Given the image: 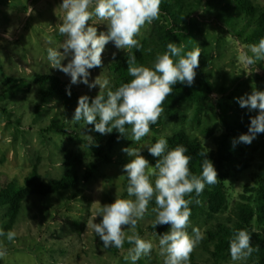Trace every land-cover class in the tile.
<instances>
[{"label":"rangeland","instance_id":"1","mask_svg":"<svg viewBox=\"0 0 264 264\" xmlns=\"http://www.w3.org/2000/svg\"><path fill=\"white\" fill-rule=\"evenodd\" d=\"M224 1L204 0L205 7L193 14L196 39L192 46L193 49L198 46L202 49L199 67H203L205 61H208L211 70L219 72L226 78L228 121L237 124L258 114V110L249 111L248 108H241L236 98L251 94L253 89L264 91V71L259 68L260 61L252 66H245L239 62L238 57L242 50L249 56L253 54L245 47L246 45L227 33L223 23L217 20L221 16L220 5ZM255 1L264 6V0ZM62 2L63 0H0V181H14L22 186L35 165L46 182L60 178L64 173L65 151L80 150L85 153L86 146L80 139L92 138L91 125L83 123L77 129L75 122L71 121V115L63 114L65 109L60 101L52 99L48 104L41 106L39 88L32 81L36 74H52L71 84L70 76L52 68L47 58V49L59 48L65 39L58 31V25L63 23L65 16V11L59 7ZM166 19L167 17L160 13L159 19L142 27L136 39L140 42L150 37L157 26L166 23ZM106 23L97 20L95 16L89 21L90 25L93 24L97 28L98 34L107 32ZM176 44L184 45L181 42ZM156 49L155 47V58L163 54ZM130 50H118L113 42H109L102 53V66L89 70V82H93L98 76L101 81L105 78L109 81L111 74L108 65L116 57H122ZM67 62L62 61L63 64ZM155 62L150 66L153 70ZM196 73L198 77V71ZM8 78L24 79L30 89L25 93L19 92L7 97L4 95L3 82ZM71 85L90 98H94L100 92L99 85L91 89L83 83ZM232 89L235 90L233 96L230 95ZM212 99H215V95ZM37 105L41 106L39 110ZM207 106L206 103L200 115V124L194 119L195 107L186 106L181 109L180 116L167 121L160 133L151 131L141 141L133 142L129 139L131 131H128L124 142L112 153L114 163L103 166L93 182L82 185L86 200L81 199V195L65 205L63 200L54 203L49 200L32 199L25 205L22 216L16 220L3 218L5 212L0 211V230L5 234L10 230L16 233L12 241L7 240L6 235L0 236V248L7 249V255L0 259V264H132L130 259L125 260L124 257L128 255L133 245L127 248L124 242L123 247L119 248V255L115 256L109 248H103L102 241L91 228L87 229V222L96 217L94 222L99 223L102 220V217L98 216L101 206L114 202L123 193L126 176L123 170L126 164L124 160L131 159L122 151L127 143L133 142L129 147L140 150L150 165L155 166L153 159L146 156L147 148L153 145L154 138H167L184 126L188 132L198 136L205 146L216 152L218 138L227 131L220 122L219 111L217 110L214 115ZM55 117H58L59 121L68 122L67 134L46 132ZM206 129L209 130L207 134L203 132ZM243 133H231L228 136L229 151L235 158L234 164L226 165V169L230 171L226 186L232 205L238 201L246 185L253 186V175L264 162L258 137L250 145L240 142L233 145V141L238 140ZM86 156L87 161L93 159L88 154ZM243 163H246V168L242 167ZM151 180L154 184L155 176L151 177ZM72 195L69 193L67 196L72 198ZM126 199L135 200V197L128 196ZM152 209L146 213L143 220L138 221L136 232L142 231V235L139 236L151 241L153 249L150 254L136 261V264H164L165 257L160 254V237L148 229L156 218V213ZM77 221L83 227L78 226ZM11 223L14 229L8 228ZM192 228H199L204 233L206 226L194 220L188 228L190 235H193ZM125 231L126 235L132 234L128 229ZM195 254L198 264H211V260L199 245L195 248ZM245 262L243 259L227 264Z\"/></svg>","mask_w":264,"mask_h":264},{"label":"clouds","instance_id":"2","mask_svg":"<svg viewBox=\"0 0 264 264\" xmlns=\"http://www.w3.org/2000/svg\"><path fill=\"white\" fill-rule=\"evenodd\" d=\"M162 0H63L59 6L65 11L63 23L58 31L65 37L59 48L49 47L47 58L52 68L59 69L71 78V84L83 83L90 89L99 85L100 92L90 98L81 95L71 121H84L87 125L94 124V130L101 135L116 130L121 135L128 134L126 125H131L129 139L139 142L151 132V125L158 122L164 111L162 107L166 98L172 94L177 83L191 87L197 75L199 57L202 49L198 46L186 54L183 44L169 42L168 51L156 58L154 70L137 66L136 56L129 55L127 71L133 77L130 82L121 84L115 91L109 89L105 94L109 81L99 76L89 82L90 71L102 66V53L109 42H113L118 50L139 49V35L145 24L159 19ZM96 17L106 21L107 32H99L89 21ZM51 43V41H49ZM253 55L241 51L238 60L245 66H252L257 61H264V38L258 44L246 45ZM62 49V51H61ZM115 57V53H113ZM173 57L177 59L174 60ZM67 60L66 64L62 61ZM258 70V69H257ZM70 96L71 92L68 90ZM241 108L249 111L258 110V114L250 117L248 132L233 141L251 144L257 134L264 133V91L253 89L251 94L236 98ZM91 100V102H90ZM92 141L91 137H88ZM149 154L158 158L155 166L150 165L141 151L132 147L122 149L131 158L123 166L128 178L127 194L132 199L116 198L110 204L99 209V223L93 218L87 222L100 238L103 248H122L127 239L133 245L125 260L130 259L136 264L142 256L148 255L153 249L151 241L142 239L136 232L138 221L143 220L149 210V202L155 198L156 213L153 227L170 225L169 231L159 234L160 254L165 257L164 264H188L191 253L204 239L199 228L191 225V198L193 192L200 196L205 185H214L218 181V173L213 162L207 158V152L198 153L203 157L202 175L190 172L189 164L192 157L186 155L188 148L183 144L168 150V140L161 137L147 148ZM155 176V181L151 177ZM197 204L200 201H195ZM126 229L132 232L126 235ZM251 234L246 229L237 230L229 242L230 256L233 261L243 260L259 251V246L251 245ZM14 240L16 233L0 230V236ZM7 255L6 248H0V259Z\"/></svg>","mask_w":264,"mask_h":264},{"label":"trees","instance_id":"3","mask_svg":"<svg viewBox=\"0 0 264 264\" xmlns=\"http://www.w3.org/2000/svg\"><path fill=\"white\" fill-rule=\"evenodd\" d=\"M204 0H162L160 13L167 17L166 23L157 26L153 34L139 42V49L132 48L122 57H116L109 65L108 71L111 74L109 86L103 90L105 94L109 89L115 91L121 84L130 82L133 77L129 76L127 71V59L129 55L136 56L137 66L149 67L155 62V47L163 54L168 51L169 42L184 43L186 54L193 50L192 43L196 39V26L192 19L193 14L198 13L204 5ZM220 14L217 18L225 26V31L234 36L243 45L258 44L261 38H264V6L258 4L255 0H225L221 5ZM184 24V26H180ZM210 62L205 61L203 67H198L199 75L191 87L177 83L173 86V92L164 101V108L158 122L151 125V131L160 133L167 124L180 116L181 109L186 106H194V119L200 124V115L207 103L214 115L219 111V119L225 127L227 133L218 138V150L209 149L203 141L196 135L188 132L187 128L181 126L172 135L168 136V150L174 149L177 145L183 144L188 148L186 155L192 157L189 164L190 172L196 176L202 175L203 157L198 155L201 152H207V158L210 159L218 173V181L214 185H205L204 191L200 196L193 192L186 199L191 198L192 203L190 220L203 223L206 226L203 233L204 239L199 246L203 250L211 264H227L236 262L231 259L229 251V242L237 230L246 229L251 234V245L259 246V251H254L251 256L244 259L245 264H264V162L259 167V171L253 175V186L246 185L238 201L233 205L230 203L226 183L230 178V171L226 165L235 163L233 154L229 151L228 136L238 133H247L250 124V117L241 123L231 124L228 119V98L226 78L219 72L209 68ZM259 68L264 71V63L260 61ZM33 84L39 88L41 96V106L48 104L52 99L60 101L65 109L63 114H70L71 119L78 103V98L83 95L75 89L69 82L63 80L57 75L36 74L33 77ZM235 80H232L234 82ZM4 95L9 97L19 92H27L30 89L28 82L24 79L8 78L3 82ZM70 90L71 95L67 94ZM235 90L232 89L230 95L233 96ZM215 95V99L212 96ZM91 102V100H90ZM37 105V110L41 108ZM6 113V111L4 110ZM253 117V116H251ZM84 121L75 122V127H79ZM92 141L89 139H80L86 146L87 152L80 150H67L63 156L64 173L60 178H54L49 181L43 179L37 165H35L28 176L20 186L14 181H0V211H4L3 218L16 220L22 216L25 205L32 199L64 201L65 205L70 204L72 199L86 200L84 186L93 182L101 169L105 165L114 163L112 153L125 140V135H121L116 130L110 134L101 135L94 130V124L91 125ZM69 128L68 122L59 121L55 117L46 132H62L67 134ZM128 131L132 126L126 125ZM209 130H203L207 134ZM260 141L261 152L264 158V133L257 134ZM158 140L154 138L153 144ZM133 142L127 143L129 147ZM86 154L93 159L87 161ZM146 156L153 159L154 165L158 158L153 157L146 152ZM119 163L121 161H118ZM116 162V163H118ZM128 163L129 160H124ZM122 163V162H121ZM246 163L242 167L246 168ZM128 178L125 176L123 182L124 191L119 198L128 197L127 187ZM72 193V198L67 195ZM199 200L197 204L195 201ZM64 205V206H65ZM62 206V207H64ZM61 207V208H62ZM67 208V206H65ZM152 207H156L155 198L149 202V213ZM3 212V213H4ZM146 215V214H145ZM47 217V216H46ZM13 223L8 225L9 229H14ZM78 226H82L78 221ZM83 227V226H82ZM149 231L155 234H163L170 229V225H152L148 227ZM142 235V231L138 232ZM125 246L129 248L131 244L125 241ZM115 256L119 255V248H109ZM188 264H198L196 262L195 250L191 253Z\"/></svg>","mask_w":264,"mask_h":264}]
</instances>
